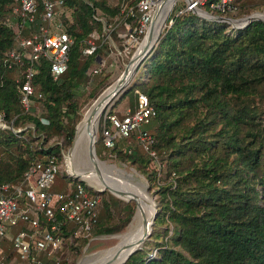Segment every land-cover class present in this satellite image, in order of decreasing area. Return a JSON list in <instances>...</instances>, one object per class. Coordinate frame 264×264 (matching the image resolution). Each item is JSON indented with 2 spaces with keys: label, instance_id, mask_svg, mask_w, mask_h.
Here are the masks:
<instances>
[{
  "label": "trees",
  "instance_id": "obj_1",
  "mask_svg": "<svg viewBox=\"0 0 264 264\" xmlns=\"http://www.w3.org/2000/svg\"><path fill=\"white\" fill-rule=\"evenodd\" d=\"M136 1L61 0L53 21L71 38L66 68L53 79L46 60L39 57L31 79L39 96L30 95L24 109L15 81L18 69L7 68L3 62L4 52L14 42V32L4 21L11 0H0V110L11 125L0 127V184L19 181L29 164L49 155L64 181L83 184L60 169L63 149L82 116L75 89L87 81L90 64L113 46L109 37L101 35L91 52L83 49L89 32H103V18L134 25L139 15ZM230 2L235 16L264 7V0ZM201 7L220 14L206 4ZM110 27L108 35L117 40L120 50L122 39L114 23ZM140 64L143 74L119 97L127 95L133 107L136 89L153 108L154 114L141 129L152 138L150 148L164 165L163 177H158L159 167L148 165L150 157L134 132L110 147L103 146L101 115L94 152L98 158L108 154L129 163L145 177L156 202L152 227L163 226L150 234L153 248L143 241L120 264H264V21L252 19L231 27L190 9L170 13ZM98 91H89L88 96L95 97ZM35 102L37 112H33ZM59 186L52 182L50 189ZM94 193L99 202L90 232L71 238L79 246L91 234L119 229L133 211L132 200L104 190ZM37 217L40 223L44 221L42 215ZM21 226L17 223L11 231ZM73 229L74 223L66 220L57 231L68 235ZM2 243L9 259L8 241ZM37 257L44 264H72L44 252Z\"/></svg>",
  "mask_w": 264,
  "mask_h": 264
},
{
  "label": "built area",
  "instance_id": "obj_2",
  "mask_svg": "<svg viewBox=\"0 0 264 264\" xmlns=\"http://www.w3.org/2000/svg\"><path fill=\"white\" fill-rule=\"evenodd\" d=\"M181 1L182 9L206 4L209 9L217 10L222 15L228 11L235 12L231 0H188L189 3L186 0ZM60 2L61 0H11L8 5L9 14L4 21L14 32V42L4 52L3 62L7 68L18 69L15 81L18 83L19 103L24 109L28 107L30 95L39 96V92H34L31 83L39 57L46 60L53 79L66 68L67 49L71 38L58 22L53 21L56 6ZM154 3L155 0L136 1L135 7L139 11L136 23L131 27L123 23L127 25L128 41L134 43L138 34L142 35ZM128 13H131L130 8ZM104 28H107L105 24ZM99 35L101 36L102 32H89L84 52H91L95 46V38ZM106 35L107 33H104L103 37ZM90 71L96 72L97 69L93 67ZM134 93L133 109L127 108L119 116L110 110L103 113L99 128L100 143L110 147L116 139L134 132L140 148L149 155L150 163L158 165L156 155L150 148L152 138L147 131L141 129V125L149 120L154 110L148 104L144 93L136 89ZM39 120L46 122L42 117H39ZM0 127L11 128L10 120L5 121L2 110ZM63 160L62 154L61 165H64ZM55 171L56 164L53 156L49 155L43 160L29 164L19 181L0 184V264H14V260H31L34 264H44L37 257L39 253L51 255L61 246L65 236H84L90 232L99 202L98 195L94 193L98 191L97 188L89 183L83 185L75 181L64 190H52L50 185ZM87 185L93 190L88 189ZM38 214L44 219L42 223L38 220ZM66 220L74 223V229L71 234L62 235L57 230ZM17 223L22 226L12 232L11 227ZM3 239L8 241L12 253L9 259L5 256Z\"/></svg>",
  "mask_w": 264,
  "mask_h": 264
},
{
  "label": "bare ground",
  "instance_id": "obj_3",
  "mask_svg": "<svg viewBox=\"0 0 264 264\" xmlns=\"http://www.w3.org/2000/svg\"><path fill=\"white\" fill-rule=\"evenodd\" d=\"M172 1L173 0H160L152 25L149 28V39L153 38L156 31L160 29ZM254 15L264 19V12L262 11L254 13ZM149 39L143 36L134 47L132 54L138 53ZM135 49L137 50L135 51ZM132 64V59H130V63L129 65L127 64L128 66L126 68L127 72L121 75V77L115 80L109 87L104 88L99 95L82 110V116L76 124L75 136L70 148L68 169L94 187L105 188L113 194H117V191H124L127 193V195H124V198L131 195L133 198L128 200L134 202L135 210L129 223L132 219L133 220L128 229L115 235L112 234L111 237L115 240L112 245L100 250L90 257L81 256L77 264H116L126 254L127 248L132 242L139 240L137 244L141 245L144 240V237L140 239L144 232L142 223L145 219H149L152 213V198L145 191L144 185L140 179L134 178L131 172L125 173L121 168L115 167L113 164L107 165L103 163L104 161L102 162L94 158V156L88 153L87 149L88 139L90 135L94 133L98 116H100L99 113L102 102H99V98H106L109 96L117 82L126 77ZM82 148L83 164L82 166H77L73 163V157L74 154L80 153Z\"/></svg>",
  "mask_w": 264,
  "mask_h": 264
},
{
  "label": "rangeland",
  "instance_id": "obj_4",
  "mask_svg": "<svg viewBox=\"0 0 264 264\" xmlns=\"http://www.w3.org/2000/svg\"><path fill=\"white\" fill-rule=\"evenodd\" d=\"M108 3L110 4H115L116 0H107ZM183 4L181 0H173L170 4V8L164 18V21L161 25V27L163 26L165 19L168 17V15L170 13H174V12H178L183 10L182 9ZM202 8V7H201ZM203 9V8H202ZM262 9V10H261ZM205 10V9H204ZM252 10H260L262 12H264V7H261L260 9H252ZM250 10V11H252ZM152 11V10H151ZM207 11V10H206ZM249 11V12H250ZM213 13L212 11H208ZM7 14H9V12H7ZM6 14V16H7ZM214 14V13H213ZM218 14V13H216ZM222 15V14H220ZM224 15H228L231 17H239V16H235L234 15V11H228L226 12ZM5 16V17H6ZM104 20V24L105 26L108 28H104L102 35H104V33H107V35L105 37H109L110 39V44L113 46L106 55H102V57L97 60L96 62L90 64V69H92L93 67H95L97 69L96 72H92L90 71V69L88 70V78L87 81L84 83H82L79 87H77L75 89V92L77 93V100L79 101V111L81 112L86 106H88V104L93 101V99L97 96L98 93H100L102 91V89L107 86L109 87L113 82V80L120 74L121 70L123 69L124 65L127 63L128 57L131 53V51L134 49V47L137 45L140 37L136 40V42L132 43L130 41H128L127 35H126V28L127 25L123 24V23H118L115 22L116 19H114V17L112 18H103ZM115 25V30H116V35L118 37H120L122 39V48L119 50V48H117L116 46V39L112 36H110V34L108 35V32L110 31L109 28H111V25ZM229 25V24H228ZM160 27V29H161ZM159 29V31H160ZM98 33V32H97ZM159 33V32H158ZM99 34V33H98ZM100 37V35L95 38L98 39ZM104 38V37H103ZM155 42V41H154ZM124 44H126V46H124ZM154 44V43H153ZM129 47V48H127ZM130 47L132 48L129 51V55H125L126 52L130 49ZM137 49H135L136 51ZM134 51V52H135ZM130 63V61H129ZM128 63V65H129ZM126 65V68L127 66ZM91 73V74H90ZM143 74V69L141 67V64L138 65L135 70L133 71V73L131 74L130 78L127 80V82L124 84V86L119 89L108 101L107 103L104 105L103 109L100 111L99 115H103V113L107 110L110 109V106L113 105L114 102H116L117 100H119L121 97H127V95L121 96L119 97V94L122 92V90L132 81L135 80L137 78H140L141 75ZM90 77V78H89ZM121 77V76H120ZM119 78V77H118ZM96 79H99V82H95ZM112 82V83H111ZM106 87V88H107ZM92 89V90H91ZM99 90V91H98ZM92 91L93 93H95L96 91H98L95 95V97H89L88 96V92ZM39 108V105L35 102L34 103V108H33V112H37ZM81 114V113H80ZM99 117L97 119L96 122V126H95V131H94V136H96L97 133V128H98V122H99ZM70 145V143H69ZM67 145L64 149H63V155L66 152L68 146ZM83 148L81 149L80 153L78 152L77 154H74L73 157V163L77 166H82L83 164ZM79 158V159H78ZM100 161H104L103 163L107 164V165H111L113 164L115 167H119L121 168L125 173L126 172H131L134 178H138L142 181L143 185H144V189L145 191L150 195V197L152 198V202L155 203V208H156V202L154 200V192H153V188L149 187L148 185V181L145 179V177L138 171L136 170L132 165H130L129 163H124L119 161L117 158H115L114 156L111 155H106L103 158H98ZM149 166H154V167H159V170L157 171L158 173V177L162 178L163 177V173H164V165L163 163L159 162L158 166L155 165L154 163H150V161L148 162ZM126 167V168H125ZM65 165L61 166V171H63L64 175L67 174L66 170H65ZM137 171V172H136ZM66 173V174H65ZM71 177V176H70ZM72 178V177H71ZM75 178L79 179L80 177L75 176ZM81 181L85 184L87 183L86 180L80 178ZM67 181H64V178H62L59 175V171H55V175H54V179L53 181H58V182H66V187L69 186L70 182H72L70 179H66ZM65 184V183H64ZM63 185L60 184V186L58 187L59 189L57 190H63V188H66ZM87 188L90 190H93V188H91L90 186L87 185ZM98 188V187H95ZM99 189V188H98ZM104 190L106 193H110L107 189H102ZM99 191V190H98ZM101 191V190H100ZM111 194V193H110ZM114 196V195H113ZM118 198V197H117ZM123 200V199H122ZM125 201V200H124ZM134 209V207H133ZM133 212V211H132ZM135 217V216H134ZM133 217V218H134ZM133 220V219H132ZM129 223V225L127 226L128 223H126L125 225L121 226L119 229L114 230L110 233H97V234H91L85 241V243H83L82 245H77V242L72 240L71 238H68L67 236H65V238L63 239L61 246L56 250V252H54L53 254H51V257H53V259H57V258H65L67 261H71L72 264H77L78 260L80 259L81 256H87L90 257L92 255H94L95 253L99 252L100 250H103L107 247H109L110 245H112V243L115 241L111 236L112 233L118 230H126L129 228V226L132 223ZM128 222V221H127ZM127 226V227H126ZM163 226V224L157 225L152 227L151 224V230L149 235L143 240V241H147V248H153L152 246V236L150 237V234L152 232H159V230L161 229V227ZM121 232V231H120ZM119 233V232H118ZM117 234V233H115ZM113 234V235H115ZM142 241V242H143ZM71 243V245H76L75 248H71L68 244ZM142 244V243H141ZM141 246V245H140ZM150 248V249H151ZM14 264H27L26 261H17L14 260L13 261Z\"/></svg>",
  "mask_w": 264,
  "mask_h": 264
},
{
  "label": "water",
  "instance_id": "obj_5",
  "mask_svg": "<svg viewBox=\"0 0 264 264\" xmlns=\"http://www.w3.org/2000/svg\"><path fill=\"white\" fill-rule=\"evenodd\" d=\"M159 2H160V0H155L154 7H153V9L151 11L149 21H148L147 26H146L144 32L142 33L140 39L143 36H145L147 39L150 38L149 37V28L152 25L153 18H154V15L156 13V10L158 8ZM186 2L189 3L188 0H186ZM190 10L193 11V12H195L197 15H199L201 17H204V18H207V19H214V20L225 21L231 27H241V26L245 25L247 22H249L252 19H259V20L264 21V19L262 17L254 15V13L260 12V10H252V11H250V12H248V13L242 15V16H239V17H231V16H228V15H220V14H216V13L213 14L211 12H208V11L202 9L199 6H192L190 8ZM158 32H159V29L154 34L153 38L149 39L148 42L141 48V50L138 53L132 54L134 49L131 51V53H130V55L128 57L127 63L124 65V67L121 70L120 74L112 82H114L115 80L118 79V77H120L121 75H123V74H125L127 72L126 65L130 61V59H132V62H133L132 66L130 67V69H129L127 75H126V77L123 80L117 82V84L114 86L112 92L109 94L108 97H106V98H103V97L99 98V102H102L101 107H100V111L103 109V107L107 103V101L119 89H121L124 86V84L127 82V80L130 78V76L133 73V71L135 70V68L140 64L141 59L146 55V53L149 51V49L153 45V43H154V41H155V39H156V37L158 35ZM140 39H139V41H140ZM98 95H99V93L97 94V96ZM77 122L74 125V131H73V134H72V138H71V141H70V145L68 146L66 152L63 155V159H64L63 161H64V165L66 167L65 170L67 172V174L66 173L65 174L67 176H71V177L77 176L74 173H72L71 171H69V169H68V167H69L70 148H71V145H72L74 136H75V130H76V124H77ZM94 140H95V136H94V133H92L90 135L89 139H88V142H87V149H88V153L91 156H94V158H97L98 159V157L96 156V154L94 152ZM102 189H104V188H99V189L97 188V190H99V191L102 190ZM111 194L114 195L115 197H118V198L123 199L125 201H127L128 199H132L133 198L131 195H129L126 198H124L125 197L124 195H127V193L124 192V191H117V194H113V193H111ZM134 210H135V204H134L133 212H132V214H131V216H130V218H129V220H128L127 223H129L130 219L132 218L133 213H134ZM154 215H155V203L152 202V213H151L150 218L147 219V220L145 219L143 221V223H142V225L144 227V232L142 233L140 239H142L143 237L145 239L149 235L150 230H151L152 219H153ZM138 242H139V240L132 242L128 246L127 251H126V254L116 264L122 263L124 261V259L128 256L129 253H131L134 249L140 247V245L137 244Z\"/></svg>",
  "mask_w": 264,
  "mask_h": 264
},
{
  "label": "crops",
  "instance_id": "obj_6",
  "mask_svg": "<svg viewBox=\"0 0 264 264\" xmlns=\"http://www.w3.org/2000/svg\"><path fill=\"white\" fill-rule=\"evenodd\" d=\"M134 105V104H133ZM134 107V106H133ZM133 107H131L129 105V98L128 97H121L119 100H117L116 102L113 103V105L110 106V111L114 112L116 115H121L125 109H133ZM54 184L56 185H63L64 187H66V182H58V181H53ZM65 183V184H64ZM65 188H63L64 190Z\"/></svg>",
  "mask_w": 264,
  "mask_h": 264
}]
</instances>
